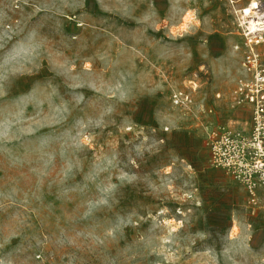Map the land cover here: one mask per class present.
<instances>
[{
    "label": "rangeland",
    "instance_id": "1",
    "mask_svg": "<svg viewBox=\"0 0 264 264\" xmlns=\"http://www.w3.org/2000/svg\"><path fill=\"white\" fill-rule=\"evenodd\" d=\"M251 1L0 0V264H264V211L206 144L250 121Z\"/></svg>",
    "mask_w": 264,
    "mask_h": 264
},
{
    "label": "built area",
    "instance_id": "2",
    "mask_svg": "<svg viewBox=\"0 0 264 264\" xmlns=\"http://www.w3.org/2000/svg\"><path fill=\"white\" fill-rule=\"evenodd\" d=\"M244 37L247 47L241 62L244 77L233 90L232 106L247 109L250 121L245 126L214 124L207 130L206 144L210 165L223 169L243 186L248 206L264 211V52L257 50L264 36L248 30ZM170 99L173 106L185 110L193 104L191 93L183 89L173 90Z\"/></svg>",
    "mask_w": 264,
    "mask_h": 264
},
{
    "label": "bare ground",
    "instance_id": "3",
    "mask_svg": "<svg viewBox=\"0 0 264 264\" xmlns=\"http://www.w3.org/2000/svg\"><path fill=\"white\" fill-rule=\"evenodd\" d=\"M256 2L253 0L251 3L243 9V18H247V28L251 33L259 35L264 34V19L260 17L259 13L255 12ZM263 36V35H262Z\"/></svg>",
    "mask_w": 264,
    "mask_h": 264
}]
</instances>
